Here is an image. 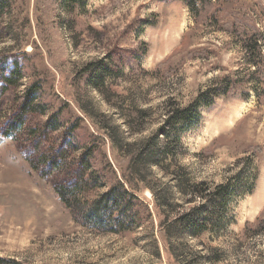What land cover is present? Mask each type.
<instances>
[{
	"label": "rangeland",
	"instance_id": "374dc122",
	"mask_svg": "<svg viewBox=\"0 0 264 264\" xmlns=\"http://www.w3.org/2000/svg\"><path fill=\"white\" fill-rule=\"evenodd\" d=\"M188 2L0 0V257L264 264V231L244 234L264 220V83L224 27L259 31L264 57V0H213V17L197 21ZM169 100L199 104L178 127L179 164L194 184L228 186L221 198L187 203L155 166L145 184L132 176L128 145L161 128ZM27 102L42 113L24 114ZM118 183L136 197L135 218L114 231L87 214ZM148 186L170 198L165 211ZM178 213L202 224L196 235L168 226Z\"/></svg>",
	"mask_w": 264,
	"mask_h": 264
},
{
	"label": "trees",
	"instance_id": "16d2710c",
	"mask_svg": "<svg viewBox=\"0 0 264 264\" xmlns=\"http://www.w3.org/2000/svg\"><path fill=\"white\" fill-rule=\"evenodd\" d=\"M188 7L195 14L196 21L201 17L202 14L212 16L210 9H213V0H188ZM2 5H0L1 7ZM3 9V8H2ZM0 9V10H2ZM213 17V16H212ZM226 30L230 32L231 36L240 41L242 44L246 55L247 64L255 68L256 72L253 75L261 76L258 83H264V60H263V48L260 40V32L253 30L252 32L243 31L240 29L237 31V26L234 22L226 21ZM190 35L186 34L185 38H189ZM185 42V39H184ZM260 58V60H259ZM168 60L162 62L158 66V70L162 71L164 67L167 66ZM228 78H225V80ZM6 84L13 83V78L5 79ZM229 92L232 94L236 91V82H229ZM199 104H193L186 109H179L176 104H173L171 100L163 105V123L159 130L144 139L139 143H133V145H128V152H139L136 157L131 162L132 165V176L137 180L145 182L141 179L142 172L147 167H157L163 171L166 175H170L171 178L176 181V187L183 196H189L190 200L187 203L193 204L197 200H204L211 202L213 198H221L225 191H227L228 186L225 184L217 186L213 191L206 184H194L190 179L183 176L184 167L180 166V158H178L180 138L181 133L179 132V126H188L191 122V117L197 111ZM24 114H37L42 113V108L40 105H32L30 102L25 103L23 106ZM142 113L146 114L147 111L144 110ZM164 139V140H163ZM125 148V147H123ZM185 177V178H184ZM145 184V183H144ZM107 195L102 197L101 200L97 201L89 209V215L98 224L109 227L111 230L120 231L122 226L125 225V221L120 219L122 216L126 215V219L135 218L134 216V201L136 200L135 195L129 191L125 185L118 183ZM149 187V186H148ZM156 197L157 208L163 209L169 207L168 201L170 198L168 196H162L161 199L157 197L154 188L149 187ZM63 195V194H62ZM194 200V201H193ZM180 207V206H177ZM203 209L205 206H200ZM223 207V205L221 206ZM122 211L123 214H115V212ZM163 215V213H162ZM169 221V220H168ZM166 223H169V222ZM197 220L193 218L191 213H178L176 219L169 223L168 226H175V228H183L184 232H189V234L196 235L197 229L201 228V225H196ZM198 229V230H199ZM196 230V231H195ZM264 231V220L260 217L256 222L249 223L244 229V234L246 236L260 234ZM0 264H28L24 261L17 260L10 257H0Z\"/></svg>",
	"mask_w": 264,
	"mask_h": 264
},
{
	"label": "bare ground",
	"instance_id": "6f19581e",
	"mask_svg": "<svg viewBox=\"0 0 264 264\" xmlns=\"http://www.w3.org/2000/svg\"><path fill=\"white\" fill-rule=\"evenodd\" d=\"M258 204V202L257 203H255L254 205H257Z\"/></svg>",
	"mask_w": 264,
	"mask_h": 264
}]
</instances>
